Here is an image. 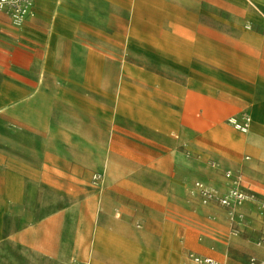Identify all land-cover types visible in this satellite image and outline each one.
<instances>
[{"label":"crops","instance_id":"obj_1","mask_svg":"<svg viewBox=\"0 0 264 264\" xmlns=\"http://www.w3.org/2000/svg\"><path fill=\"white\" fill-rule=\"evenodd\" d=\"M243 114L247 132L230 121ZM225 170L257 200L237 236L191 196ZM46 189L63 196L35 208ZM261 203L264 0H34L20 24L0 11V249L25 264H233L234 246L262 260Z\"/></svg>","mask_w":264,"mask_h":264},{"label":"built area","instance_id":"obj_2","mask_svg":"<svg viewBox=\"0 0 264 264\" xmlns=\"http://www.w3.org/2000/svg\"><path fill=\"white\" fill-rule=\"evenodd\" d=\"M34 0H0V11L7 13L15 23L20 24L31 13ZM236 128L247 132L250 123L248 114H243L241 120L231 118L230 120ZM212 167L217 163L210 161ZM223 177L226 183L222 187H216L208 184L204 180H195L191 190V196L200 206L207 208L214 214H222L226 217L230 232L233 236L240 233L241 225L246 221V214L243 207L247 202H256V197L245 187L241 173L233 170H225ZM102 181V175L97 173L93 176L95 185ZM264 210V203L260 204ZM257 245H264V238L257 241ZM189 260L193 264H225L209 256H201L196 253L188 254ZM248 264H264V259L256 257L250 258Z\"/></svg>","mask_w":264,"mask_h":264},{"label":"rangeland","instance_id":"obj_3","mask_svg":"<svg viewBox=\"0 0 264 264\" xmlns=\"http://www.w3.org/2000/svg\"><path fill=\"white\" fill-rule=\"evenodd\" d=\"M237 0H229L230 3L234 4V2ZM245 2H249V0H244ZM228 16H235L236 14H233L232 10H228ZM216 10H212V15H217ZM236 26L233 24H228L225 26H219V25H213L212 26V32L213 33H219V32H235ZM97 187V185L94 184L93 179L89 180L87 183L83 184L81 186L83 188V192L86 195L87 192H90L93 187ZM58 188V187H57ZM76 186H73V191L76 190ZM75 193H73L74 195ZM33 196L35 197V208L44 207L46 210H48L50 205L55 204V202L58 200V198H61L63 194H60L56 190L48 191L47 189L43 192L36 190L33 192ZM183 223L186 225H189V221L187 219L183 220ZM190 222V226H191ZM231 241L239 242V239L232 238ZM251 249L244 248L239 249L237 246L232 247V257H233V264H241V262H247L250 259ZM27 252H25L21 247L11 243V242H5L3 246H1L0 249V260H2L5 264H25L24 258L27 257ZM240 262V263H239Z\"/></svg>","mask_w":264,"mask_h":264}]
</instances>
